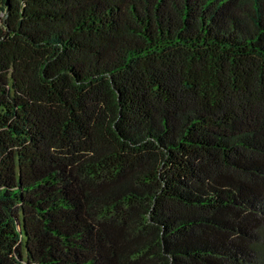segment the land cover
<instances>
[{
    "label": "trees",
    "instance_id": "obj_1",
    "mask_svg": "<svg viewBox=\"0 0 264 264\" xmlns=\"http://www.w3.org/2000/svg\"><path fill=\"white\" fill-rule=\"evenodd\" d=\"M0 264H264V0H0Z\"/></svg>",
    "mask_w": 264,
    "mask_h": 264
},
{
    "label": "water",
    "instance_id": "obj_2",
    "mask_svg": "<svg viewBox=\"0 0 264 264\" xmlns=\"http://www.w3.org/2000/svg\"><path fill=\"white\" fill-rule=\"evenodd\" d=\"M6 4H8V0H6Z\"/></svg>",
    "mask_w": 264,
    "mask_h": 264
}]
</instances>
